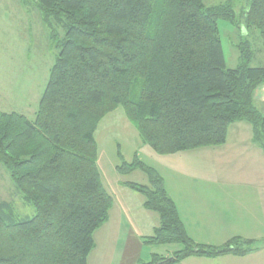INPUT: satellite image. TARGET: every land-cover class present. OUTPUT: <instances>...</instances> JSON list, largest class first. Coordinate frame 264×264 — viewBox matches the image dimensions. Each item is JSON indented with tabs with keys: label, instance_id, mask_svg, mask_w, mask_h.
Masks as SVG:
<instances>
[{
	"label": "trees",
	"instance_id": "16d2710c",
	"mask_svg": "<svg viewBox=\"0 0 264 264\" xmlns=\"http://www.w3.org/2000/svg\"><path fill=\"white\" fill-rule=\"evenodd\" d=\"M22 4L27 0H19ZM58 53L34 118L0 110V164L34 214L21 217L0 200V264H88L94 232L112 197L97 166L96 126L121 106L144 144L165 155L226 142L245 121L264 151V115L254 94L264 66L244 58L227 68L217 22L235 23L228 3L204 0H33ZM247 29L264 46V0H249ZM55 24L64 28L60 38ZM140 170L148 184L125 183L159 215L151 244L178 243L174 264L190 256H244L258 241L234 237L219 247L191 239L158 171L136 155L120 174ZM157 254L147 262L160 264Z\"/></svg>",
	"mask_w": 264,
	"mask_h": 264
},
{
	"label": "crops",
	"instance_id": "0c3cea01",
	"mask_svg": "<svg viewBox=\"0 0 264 264\" xmlns=\"http://www.w3.org/2000/svg\"><path fill=\"white\" fill-rule=\"evenodd\" d=\"M261 89L254 96L264 102ZM115 110L100 119L94 132L101 181L113 203L108 220L94 232L92 252L97 244L102 250L121 247L117 258L113 251L98 264H139L153 254L166 258L175 252L145 241L158 226L159 215L145 209L144 197L125 183L148 184V179L140 170L117 171L121 161L129 163L135 155L162 176L166 192L195 242L219 247L240 237L260 244L258 250L244 256H190L175 264H264V151L252 141L250 124L232 123L222 145L161 155L142 142L123 108Z\"/></svg>",
	"mask_w": 264,
	"mask_h": 264
},
{
	"label": "rangeland",
	"instance_id": "374dc122",
	"mask_svg": "<svg viewBox=\"0 0 264 264\" xmlns=\"http://www.w3.org/2000/svg\"><path fill=\"white\" fill-rule=\"evenodd\" d=\"M226 3L232 6L236 14L235 23L223 19L217 22L226 67L235 68L242 61V51L243 60L250 67L264 66V46L259 31L255 28L247 29L242 20V13L249 0H204L207 7ZM54 29L61 38L64 28L55 24ZM57 53L58 49L54 45V39L50 37V30L42 22L38 6L33 0L24 1V4L19 0H0V110L15 111L32 119ZM260 87V95L264 99V85ZM254 106L264 115V102L255 96ZM120 110L121 106L115 111ZM0 200L9 202L15 213L21 217L34 214L33 206L25 201L2 164ZM158 246L172 252L182 247L178 243ZM120 247L116 245L115 249L104 247L102 250L101 245L97 244V248L88 255V263L98 264L103 258L108 260L113 251V258H117Z\"/></svg>",
	"mask_w": 264,
	"mask_h": 264
},
{
	"label": "water",
	"instance_id": "95a60500",
	"mask_svg": "<svg viewBox=\"0 0 264 264\" xmlns=\"http://www.w3.org/2000/svg\"><path fill=\"white\" fill-rule=\"evenodd\" d=\"M173 261H174V257L170 256V257H167L166 259H163L162 261H160V264L171 263Z\"/></svg>",
	"mask_w": 264,
	"mask_h": 264
}]
</instances>
